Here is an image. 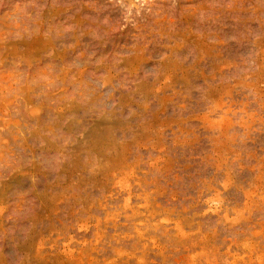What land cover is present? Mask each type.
<instances>
[{"label":"rangeland","instance_id":"374dc122","mask_svg":"<svg viewBox=\"0 0 264 264\" xmlns=\"http://www.w3.org/2000/svg\"><path fill=\"white\" fill-rule=\"evenodd\" d=\"M0 264H264V0H0Z\"/></svg>","mask_w":264,"mask_h":264}]
</instances>
